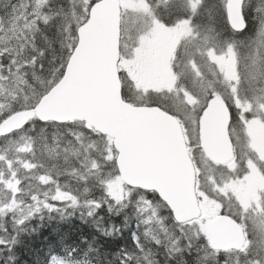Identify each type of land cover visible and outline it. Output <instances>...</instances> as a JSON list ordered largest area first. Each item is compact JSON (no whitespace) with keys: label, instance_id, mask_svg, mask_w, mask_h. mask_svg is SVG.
Returning a JSON list of instances; mask_svg holds the SVG:
<instances>
[{"label":"snow or ice","instance_id":"snow-or-ice-1","mask_svg":"<svg viewBox=\"0 0 264 264\" xmlns=\"http://www.w3.org/2000/svg\"><path fill=\"white\" fill-rule=\"evenodd\" d=\"M0 264H264V0H0Z\"/></svg>","mask_w":264,"mask_h":264},{"label":"trees","instance_id":"trees-1","mask_svg":"<svg viewBox=\"0 0 264 264\" xmlns=\"http://www.w3.org/2000/svg\"><path fill=\"white\" fill-rule=\"evenodd\" d=\"M53 226H55V225H53ZM65 227H67V225H65ZM48 231L49 230H45L44 235H48ZM28 259H30V257Z\"/></svg>","mask_w":264,"mask_h":264}]
</instances>
